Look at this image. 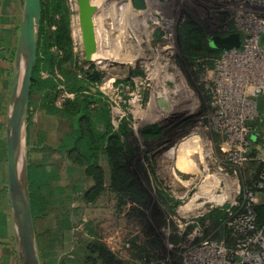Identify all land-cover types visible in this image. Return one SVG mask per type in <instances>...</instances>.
Wrapping results in <instances>:
<instances>
[{"label": "rangeland", "instance_id": "374dc122", "mask_svg": "<svg viewBox=\"0 0 264 264\" xmlns=\"http://www.w3.org/2000/svg\"><path fill=\"white\" fill-rule=\"evenodd\" d=\"M142 1L144 7L137 8L134 0H93L100 5L95 18L99 58L94 63L84 60L77 0H67V5L77 72L100 78L97 87L108 99L116 126L129 120L134 130L129 140L139 148L132 166L149 195L145 202L129 196L119 200L102 157L100 194L86 199L84 192L96 186L95 180L55 151L68 124L34 111L26 121L25 164H55L61 175L58 183L66 188L62 204L34 220L41 264H94L96 257L101 264H264V228L238 224L242 212L263 198V173L258 183L255 179L264 163V137L259 136V144L250 134L245 137L253 153L227 148L208 100L206 71L216 58L204 52L206 43L231 27L232 13L242 11L239 0ZM189 31L197 35L192 44L187 41ZM66 97L62 94L57 103ZM151 125L161 129L156 139L142 134ZM182 138L186 173L174 163L180 159L174 147ZM139 162L147 176L139 172ZM212 195L224 197L223 202L208 201ZM225 206L236 211L220 227L217 211ZM65 216L73 223L60 234L58 224Z\"/></svg>", "mask_w": 264, "mask_h": 264}, {"label": "trees", "instance_id": "16d2710c", "mask_svg": "<svg viewBox=\"0 0 264 264\" xmlns=\"http://www.w3.org/2000/svg\"><path fill=\"white\" fill-rule=\"evenodd\" d=\"M134 5L143 8L144 2L134 0ZM41 6L27 121L34 111L40 110L68 124L69 129L55 147V151L69 158L74 166L80 167L85 175L95 180L96 186L84 192L86 199L92 200L100 194L98 188L103 186L104 178L100 160L104 157L109 169L110 187L116 192L119 200H123V196H129L134 202H145L144 198L149 194L132 166V159L139 148L134 147L129 140L134 134L129 120L124 118L116 126L112 120L108 99L97 87L100 78L97 74L91 75L83 70L84 75L80 76L77 72L80 66L76 64L67 0H41ZM231 32H234L232 28L221 35ZM189 33L187 41L192 44L197 35L193 31ZM207 41L204 52L213 58L220 56L223 50L210 47L209 39ZM195 47L202 48L198 45ZM64 93L67 97L58 104L57 99ZM257 110V118L250 121L249 125L253 130L250 138L259 144V136L264 137V93L257 98ZM142 134L146 139H156L160 136L161 129L151 125L146 127ZM137 168L147 176L148 170L141 162ZM258 169L259 174L255 179L257 183L259 175L264 174V163L260 164ZM69 170L73 171L74 168L69 167ZM28 177L33 219L36 220L47 214L50 207L62 204L65 198L61 195L66 192V188L58 183L61 179L58 167L48 160L31 162L28 165ZM72 186L75 190V185ZM76 191L82 192L79 188H76ZM262 197L261 201L252 205L256 227L259 230L264 228V194ZM234 211L236 209L231 210L229 206L217 211L221 216L220 227ZM212 215L207 214L208 217ZM72 223V218L65 216L58 224V233L69 231ZM93 245L97 250L103 249L99 243H93L91 246ZM94 264H101L97 257Z\"/></svg>", "mask_w": 264, "mask_h": 264}, {"label": "water", "instance_id": "95a60500", "mask_svg": "<svg viewBox=\"0 0 264 264\" xmlns=\"http://www.w3.org/2000/svg\"><path fill=\"white\" fill-rule=\"evenodd\" d=\"M77 7L84 60L94 63L98 58L99 48L95 16L100 5L93 0H77ZM41 12V0H25L8 122V186L21 264H41L31 208L28 167L25 164L26 121ZM241 45L242 39L238 32L216 35L209 39V46L219 50L238 48ZM22 59L24 67L21 65ZM158 101L163 107H168L164 97H159Z\"/></svg>", "mask_w": 264, "mask_h": 264}, {"label": "built area", "instance_id": "2783aa9c", "mask_svg": "<svg viewBox=\"0 0 264 264\" xmlns=\"http://www.w3.org/2000/svg\"><path fill=\"white\" fill-rule=\"evenodd\" d=\"M236 4L242 11L232 13L230 28L241 35L242 45L223 50L212 60L211 69L206 71L208 100L214 110V125L225 136L226 147L241 152L246 148L253 153L254 147L249 148L245 137L252 133L249 123L257 118V98L264 93V0H239ZM242 216L238 224L256 227L252 205Z\"/></svg>", "mask_w": 264, "mask_h": 264}, {"label": "crops", "instance_id": "0c3cea01", "mask_svg": "<svg viewBox=\"0 0 264 264\" xmlns=\"http://www.w3.org/2000/svg\"><path fill=\"white\" fill-rule=\"evenodd\" d=\"M24 2L25 0H0V264H21L8 186L7 136ZM184 141L182 138L174 147L175 158L176 155L186 158V146H182ZM174 163L179 171L186 173V165L178 161Z\"/></svg>", "mask_w": 264, "mask_h": 264}, {"label": "bare ground", "instance_id": "6f19581e", "mask_svg": "<svg viewBox=\"0 0 264 264\" xmlns=\"http://www.w3.org/2000/svg\"><path fill=\"white\" fill-rule=\"evenodd\" d=\"M95 18H96V16H95ZM95 22H96V21H95ZM79 27H80V23H79ZM96 28H97V24H96ZM80 32H81V28H80ZM98 58H99V57H98ZM98 58H97V59H98ZM185 140H186V139H185ZM183 143H184V142H183ZM187 143H188V142H187ZM180 144H181V143H180ZM184 144H185V143H184ZM196 144H197V143H196ZM187 145H188V144H187ZM182 146H185V145H182ZM190 147H191V146H190ZM187 148H188V147H187ZM193 154H194V153H193ZM179 157H180V156H179ZM183 158H184V159H183ZM180 159H181V160H180ZM180 159H179V162L181 161L180 164L182 163V164L185 166V165L187 164V163H186V160H185V156H184V157L181 156ZM175 161H176V160H175ZM222 195H224V194H222ZM212 196H213V195H212ZM214 196H215V195H214ZM214 196L211 197L208 201H213V202H214V200H215V201H219V202L222 201V202H223L224 197H222V196L219 195L220 198H217V196H216V197H214ZM207 199H208V198H207ZM207 199H206V200H207ZM225 199H226V198H225ZM206 200H205V201H206ZM208 201H207V202H208ZM202 203H203V202H202ZM215 203H216V202H215ZM200 205H201V204H200ZM194 208H195V207H194ZM196 208H197V207H196ZM197 210H198V209H197ZM192 212H193V211H192ZM192 212H190V213H192Z\"/></svg>", "mask_w": 264, "mask_h": 264}]
</instances>
